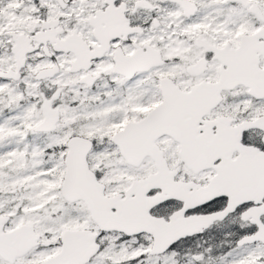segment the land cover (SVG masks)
<instances>
[{"label":"snow or ice","instance_id":"6c2138e0","mask_svg":"<svg viewBox=\"0 0 264 264\" xmlns=\"http://www.w3.org/2000/svg\"><path fill=\"white\" fill-rule=\"evenodd\" d=\"M0 264H264V0H0Z\"/></svg>","mask_w":264,"mask_h":264}]
</instances>
